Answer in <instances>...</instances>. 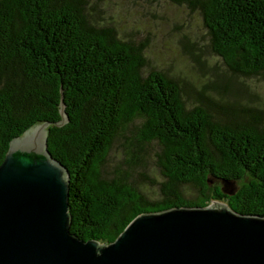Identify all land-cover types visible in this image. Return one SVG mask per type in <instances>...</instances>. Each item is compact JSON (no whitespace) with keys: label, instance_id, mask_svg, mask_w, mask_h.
Returning a JSON list of instances; mask_svg holds the SVG:
<instances>
[{"label":"trees","instance_id":"obj_1","mask_svg":"<svg viewBox=\"0 0 264 264\" xmlns=\"http://www.w3.org/2000/svg\"><path fill=\"white\" fill-rule=\"evenodd\" d=\"M167 1L207 30L206 51L189 50L215 73L199 87L149 68L146 45L96 21L92 0H0V165L13 139L49 124L84 241L111 244L139 215L215 202L264 217V0ZM119 139L129 169L107 175ZM146 152L162 176L139 175L147 192L134 175Z\"/></svg>","mask_w":264,"mask_h":264},{"label":"water","instance_id":"obj_2","mask_svg":"<svg viewBox=\"0 0 264 264\" xmlns=\"http://www.w3.org/2000/svg\"><path fill=\"white\" fill-rule=\"evenodd\" d=\"M48 126L13 139L0 165V264H264V217L219 202L139 215L111 244L80 239Z\"/></svg>","mask_w":264,"mask_h":264},{"label":"rangeland","instance_id":"obj_3","mask_svg":"<svg viewBox=\"0 0 264 264\" xmlns=\"http://www.w3.org/2000/svg\"><path fill=\"white\" fill-rule=\"evenodd\" d=\"M92 1L95 6V11H92L93 18L96 21L114 26L119 35L127 40L146 45L145 55L149 59V68L156 67L170 76L190 81L196 87L206 78H215L212 70L195 64L189 52L194 49L192 51L198 53L199 48L206 51L208 35L199 13L167 0ZM202 57H205V54ZM223 70L221 66L218 72L221 74ZM257 83V92L264 98V77ZM242 99H248L246 94ZM188 101L191 103L194 99L188 98ZM251 101L260 102V99L256 96ZM127 141L119 139L116 143L105 167L107 175H115L119 171L129 169L125 148ZM143 158L146 162H141L135 167L134 175L147 192V178L139 175L153 173L159 181L162 176L156 170L153 160L147 165V152ZM151 191L156 193L157 187H151Z\"/></svg>","mask_w":264,"mask_h":264},{"label":"bare ground","instance_id":"obj_4","mask_svg":"<svg viewBox=\"0 0 264 264\" xmlns=\"http://www.w3.org/2000/svg\"><path fill=\"white\" fill-rule=\"evenodd\" d=\"M225 207V206H224Z\"/></svg>","mask_w":264,"mask_h":264}]
</instances>
